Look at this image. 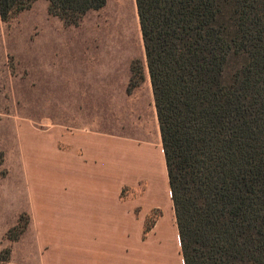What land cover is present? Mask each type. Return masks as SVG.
<instances>
[{
  "label": "trees",
  "instance_id": "1",
  "mask_svg": "<svg viewBox=\"0 0 264 264\" xmlns=\"http://www.w3.org/2000/svg\"><path fill=\"white\" fill-rule=\"evenodd\" d=\"M36 1L0 0V19ZM45 1L78 27L108 0ZM135 2L184 264H264V0Z\"/></svg>",
  "mask_w": 264,
  "mask_h": 264
},
{
  "label": "crops",
  "instance_id": "2",
  "mask_svg": "<svg viewBox=\"0 0 264 264\" xmlns=\"http://www.w3.org/2000/svg\"><path fill=\"white\" fill-rule=\"evenodd\" d=\"M81 38L67 41L69 47L78 49L71 59L80 68L63 74L65 123L38 129L24 120L28 124L19 128V134L33 129L50 140L56 138L53 145L46 140L35 143L38 159L32 164L22 151L24 141L19 144L23 169L34 171L38 183L34 202L36 217L43 222L37 226L43 229L48 226L47 217L63 212L67 245L74 251L99 250L103 258L99 264L103 260L112 264H169L165 259L169 248L155 247L143 239V221L138 225L136 214L138 188H146V201L160 174L168 176L149 74L129 93L134 55L119 60L118 66H111L109 60V67H102L98 51L87 52L88 42ZM50 73L56 70L52 68ZM70 107L76 111L73 115Z\"/></svg>",
  "mask_w": 264,
  "mask_h": 264
},
{
  "label": "rangeland",
  "instance_id": "3",
  "mask_svg": "<svg viewBox=\"0 0 264 264\" xmlns=\"http://www.w3.org/2000/svg\"><path fill=\"white\" fill-rule=\"evenodd\" d=\"M49 6L45 0H38L8 23L0 19V264H99L103 259L99 250L74 251L67 245L63 212L47 217L48 226L43 229L37 226L43 222L36 217L34 202L38 183L34 171L23 169L19 144L24 141L22 151L30 159L28 164H32L38 159L34 155L35 143L46 140L53 145L56 138L50 140L39 130L35 134L33 129L19 134V128L28 124L24 120L38 129L65 123L63 74L66 76L68 69L80 68L71 59L78 49L69 47L68 39L82 37L81 41L88 42L87 52L98 51L104 62L102 67H109V60L111 66H118L119 60L134 55L133 62H140L147 75L144 42L135 0H108L104 9L90 12L78 27H66L52 17ZM86 63L90 65L88 59ZM52 68L56 70L53 75ZM69 110L72 115L76 113L71 107ZM143 187L138 188L140 201L136 211L138 225L143 221V239H149L155 247L169 248L165 259L169 264H181L168 176L160 174L146 201ZM38 215L40 218L39 209ZM147 220L153 226L149 233H145ZM102 264L112 262L103 260Z\"/></svg>",
  "mask_w": 264,
  "mask_h": 264
}]
</instances>
